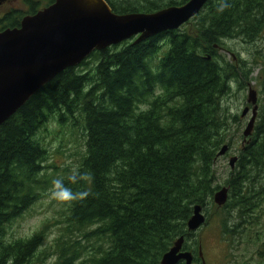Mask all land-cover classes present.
Here are the masks:
<instances>
[{"label":"trees","instance_id":"trees-1","mask_svg":"<svg viewBox=\"0 0 264 264\" xmlns=\"http://www.w3.org/2000/svg\"><path fill=\"white\" fill-rule=\"evenodd\" d=\"M53 1L23 0L25 10L0 15V30ZM105 1L130 13L187 0ZM133 40L65 68L0 125V264H161L180 236L199 256L187 228L195 205L205 223L221 213L232 248L261 243L251 263L264 264V0H209L179 28ZM257 68L254 129L238 136L237 168L220 184L217 151L235 144L228 133L240 120L224 101L247 90ZM47 134L61 156L74 151L73 163L49 165ZM223 185L228 200L217 209ZM49 193L59 205L52 241L43 244L47 222L9 238L10 224Z\"/></svg>","mask_w":264,"mask_h":264},{"label":"water","instance_id":"water-1","mask_svg":"<svg viewBox=\"0 0 264 264\" xmlns=\"http://www.w3.org/2000/svg\"><path fill=\"white\" fill-rule=\"evenodd\" d=\"M209 0H187L152 12L116 13L105 0H54L33 14L22 17L19 26L0 30V125L20 108L42 85L67 67L78 65L94 50H102L128 39L134 42L179 28L195 16ZM257 92L248 87L251 116L242 132L248 140L254 129ZM245 107L241 115L246 114ZM223 144L217 156L224 155ZM238 160L229 158L231 169ZM228 185L213 194L217 207L228 200ZM206 219L203 207L195 205L187 221L195 232ZM178 237L161 259V264H190L192 253L182 249ZM201 256V251L199 252Z\"/></svg>","mask_w":264,"mask_h":264},{"label":"rangeland","instance_id":"rangeland-1","mask_svg":"<svg viewBox=\"0 0 264 264\" xmlns=\"http://www.w3.org/2000/svg\"><path fill=\"white\" fill-rule=\"evenodd\" d=\"M23 4H24L23 0H8L5 3H0V15L8 11L10 8L25 10ZM258 69L259 68L255 69L254 72L252 73L253 80L251 81V84L249 86H251L256 90L259 97L262 86L259 85L260 82L256 80ZM247 92L248 89L245 91L237 90L231 93L228 97H226L224 101V105L227 107L228 114L237 115L238 118H240V120L237 123L231 122V128L228 133V137L232 136L235 144L229 145L226 153L224 155L218 156L215 162L216 175L218 177V181L220 184H222L224 178L228 175L229 171L230 170L232 171L231 167L229 166V158L233 155H236L238 157V149L241 146V144L244 142L243 139L242 142L241 140H238V136L241 135L242 132L244 131L245 126L251 116L252 106L246 101ZM245 107H248V111L246 114L241 115ZM45 136L47 140L51 139L50 144L52 146L49 165L54 163L57 166H60L62 164L66 165L73 163L75 159V156L72 155L74 153L73 150L66 151L63 154V156H61V154L55 150L58 144L57 138L51 137L50 134H47ZM223 144H227V142ZM236 168L237 167L235 163V167L233 169L235 170ZM58 208L59 205L53 202L52 194L49 193L45 195L44 197L35 201L31 206H29L24 211V213L21 216L16 218L10 224V227L8 228V237L14 238V237L30 235L34 231L41 228L44 222H47L48 226L46 229V237L43 240V244L44 245L48 244L50 241H52V239L57 235L58 231L60 230L59 225L56 223L57 221L55 220V218L57 217L55 211ZM216 208L218 209L219 207ZM220 215L221 213H213L211 215V218L195 231L196 234L194 235V237L199 240L203 254H205L208 257H211L212 254L211 250L214 248L215 255L219 253L218 255L222 256L223 255L222 251L224 249L225 255L227 257L231 256L238 258V259H234L232 262L237 263L238 261L245 259L250 261V258L252 256H255L254 253L250 251L257 250L258 248L261 249V247L263 246L261 245V243L260 244L258 243V246L256 248H253L252 246L254 244L253 245L242 244V245L234 246V248H232V244L230 243V241L225 240L221 234V228L219 224ZM58 219H60V217H58ZM259 228L264 229V215L261 218V226ZM248 234L252 235L254 234V232L249 231Z\"/></svg>","mask_w":264,"mask_h":264},{"label":"flooded vegetation","instance_id":"flooded-vegetation-1","mask_svg":"<svg viewBox=\"0 0 264 264\" xmlns=\"http://www.w3.org/2000/svg\"><path fill=\"white\" fill-rule=\"evenodd\" d=\"M8 0H0V3H5ZM201 248V247H200ZM221 249V248H219ZM201 251V256H193L192 260L190 262V264H244V262L246 264H252L251 262L253 261H258V257L252 256L250 258V263H247V261L244 260H240L237 263L232 262L234 259H238L236 257H231V256H226L225 255V250L223 249L222 251V256L218 255L219 253H217V255H215V250L214 248L211 250V257L206 256L205 254H203L202 249L199 250V252ZM192 252V251H191ZM225 255V256H224ZM246 260V259H245ZM179 264H185V262H180Z\"/></svg>","mask_w":264,"mask_h":264}]
</instances>
